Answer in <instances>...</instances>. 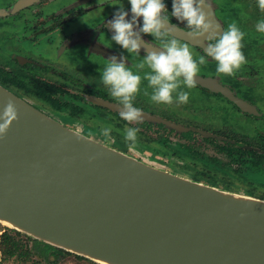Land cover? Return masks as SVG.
Returning a JSON list of instances; mask_svg holds the SVG:
<instances>
[{"label": "water", "instance_id": "95a60500", "mask_svg": "<svg viewBox=\"0 0 264 264\" xmlns=\"http://www.w3.org/2000/svg\"><path fill=\"white\" fill-rule=\"evenodd\" d=\"M9 97L19 119L0 139L4 228L97 264H264L263 198L153 165L83 132L77 140L74 127L0 82V111Z\"/></svg>", "mask_w": 264, "mask_h": 264}, {"label": "flooded vegetation", "instance_id": "af4514ba", "mask_svg": "<svg viewBox=\"0 0 264 264\" xmlns=\"http://www.w3.org/2000/svg\"><path fill=\"white\" fill-rule=\"evenodd\" d=\"M241 1L244 8L238 4V0H209V3L213 18L221 29L233 22V14L243 18H238L236 23L246 33L242 51L247 64L234 77L221 76L216 74V62L207 57L208 63L201 66L200 74L196 77L197 87L184 89L190 91L186 104L152 102V90L148 88L147 81H142L137 94L140 98L134 100V106L143 112V120L138 124L128 125L123 121L119 116L121 106L106 87H100L101 73L108 58L116 56L120 59L123 56L127 65L137 71L134 65L145 54L142 47L141 56L134 57L111 40L114 30L108 21L114 18L121 6L128 13L126 19L131 20L129 0H0L1 19L5 21L6 17L9 20V16H20L19 20L14 18V26L19 29L17 37L9 49V56L5 54L11 64H5L0 59V82L59 121L72 123L64 124L75 129L79 127L85 134L86 128L94 129L95 132L87 135L111 143L146 162L201 182L264 199V184L257 183L258 180L264 181V34L256 32V23L248 18L252 7L258 16L257 0H250L249 4L247 0L246 3ZM163 3L171 16L172 0H163ZM216 5L226 12L228 20L220 18ZM245 11L248 13L242 16ZM86 18L91 20L77 24V21ZM8 24L3 22L0 29L5 31ZM138 24L142 27V17L138 18ZM170 24L179 35V32L186 34L184 22L171 17ZM74 26L76 28L72 30ZM47 30L56 37L49 39L48 43L40 38ZM141 38L153 44V47L160 44L151 35L142 34ZM55 41L63 43V53L75 51L78 67L85 65L82 69L89 80L84 73L80 72V76L74 77L66 69L56 68L53 56V61L48 64L41 62V58L53 54L49 49L54 48L57 44ZM206 43L207 40L189 43L194 57L205 55ZM14 64L19 69H15ZM30 66L43 71L31 73ZM90 73L97 75L96 78ZM52 74L55 78L51 77ZM145 90L148 95L144 94ZM197 93L213 101L199 107L194 104V101H201L196 98ZM39 97L41 101L35 100ZM104 103L117 107V110L103 106ZM159 106L164 107L163 110ZM96 120L109 122L108 127L117 130L111 131V140L101 135L104 126L94 124ZM126 127H138L137 146L147 145L149 149L143 153L130 151L126 141L121 139L125 136ZM155 148L165 150L168 155L153 153ZM153 155L155 158H151ZM260 165L262 171L258 172Z\"/></svg>", "mask_w": 264, "mask_h": 264}, {"label": "clouds", "instance_id": "9594fccd", "mask_svg": "<svg viewBox=\"0 0 264 264\" xmlns=\"http://www.w3.org/2000/svg\"><path fill=\"white\" fill-rule=\"evenodd\" d=\"M131 20L121 6L114 18L108 21L114 30L111 40L126 49L130 55L140 57L141 48L145 54L134 65L133 71L121 56L108 58L101 73V80L111 97L121 106L119 116L128 125L138 124L143 120V112L134 106V100L141 90L142 81H147L152 90L151 101L156 104H186L190 91L197 87L201 66L208 63L207 57L216 62V74L234 77L240 68L247 64L242 51V41L246 35L233 21L227 28L221 29L213 18L209 0H172L171 16L163 0H129ZM258 8L264 12V0H257ZM143 18L142 27L138 18ZM184 22L186 35L191 41L207 40L205 55L194 57L188 42L177 38L170 18ZM258 33L264 34V19L255 25ZM142 34L151 35L160 41L159 46L142 40ZM142 73V74H141ZM145 95H148L145 90ZM175 97V98H174ZM19 119L15 100L8 98L0 111V139L7 135L13 121ZM111 127H103L101 135L111 140ZM138 127H126L124 139L130 151H134L138 142ZM77 140H85L79 127L73 132ZM95 157H90L94 159Z\"/></svg>", "mask_w": 264, "mask_h": 264}, {"label": "rangeland", "instance_id": "374dc122", "mask_svg": "<svg viewBox=\"0 0 264 264\" xmlns=\"http://www.w3.org/2000/svg\"><path fill=\"white\" fill-rule=\"evenodd\" d=\"M244 2H245V0H244ZM251 1L250 0H247V4H249ZM246 3V2H245ZM238 4L239 5H241V8H244V4H243V2L241 1V0H238ZM0 6H2L1 4H0ZM215 8L217 9V11H218V14H219V16H220V18L221 19H224V21L225 20H228L229 18H228V16H227V14H226V12L224 11V10H221L220 8H218V6L216 5L215 6ZM224 8V7H223ZM248 13V11L246 12L245 11V13H242L241 15L243 16L244 14H247ZM19 17L20 16H16V17H14L16 20H19ZM14 18H12V17H10L9 16V20H8V18L6 17V19H5V21L3 20V19H1L0 18V24H2L3 25V22H5V23H7L8 24V22H10V23H12V24H8V26L5 28V31H2V29H0V59L5 63V64H8V65H10L11 64V62H10V64H9V62H8V60H7V58H5V54L7 55V56H9V49L13 46V43H14V40H15V38L17 37V35L16 34H18L17 33V31L19 30L17 27H15L14 26V24H15V21H14ZM238 18H241L242 20H243V18L239 15V14H233L232 15V19H233V21H235V22H237V19ZM248 18L249 19H251L252 20V22H254V23H257L259 20H261V18H264V12H259L258 13V16H257V14H256V10H254V8L252 7L251 9H250V11H249V13H248ZM88 20H91V19H82V20H80V21H77V24H83V23H86V21H88ZM93 21H94V19H93ZM241 27H243V26H241ZM76 27L74 26V27H72L71 29L72 30H74ZM80 28H84V27H80ZM68 29H69V27L68 28H66V31H68ZM49 33H51V31H48L47 30V32H44L43 34H41L40 35V38L41 39H43V40H45L47 43H48V40L50 39V40H53V39H55L56 37H55V35L54 34H49ZM12 34H13V36H12ZM55 43H57V41H55ZM62 45H63V43L61 44V43H57V44H55V46H54V48L53 49H49L50 50V52L51 53H53L52 55H49V54H46L45 53V55H49L48 57L46 56V57H43L44 59H42L41 58V62L42 63H49V61L51 62V61H53V59L54 60H56L55 62H56V64H55V66H56V68H60V69H66L68 72H69V74L70 75H73L74 77H78V76H80V72L81 73H84V77H85V75H87V73H85L84 71H83V69H82V67H84L85 65L84 64H81V66L80 67H78V63H79V61H78V58L75 56L76 55V53H75V51L72 53V51H71V53L67 50L66 52H64L63 53V51H61L62 50ZM59 48V49H58ZM80 50H82V49H80ZM67 54H70V56H68L67 57ZM86 53L84 52V55H85ZM55 55V56H54ZM53 56V57H52ZM53 59H52V58ZM60 58H62V59H60ZM60 59V60H59ZM68 59V61L66 62L65 60H67ZM21 62H23V61H21ZM66 65V66H65ZM88 65H92L91 63H89ZM92 66H95V65H92ZM104 67V66H103ZM14 68L16 69H19L18 67H16L15 66V64H14ZM30 68V72L32 73V72H38V73H41L43 70L41 69V68H33L32 66H30L29 67ZM81 68V69H80ZM85 68V67H84ZM94 73H90V75L91 76H94L95 78H96V76L97 75H93ZM52 78H55V75H53L52 74V76H51ZM84 77H81V78H83L84 79ZM86 78V77H85ZM86 79H88V78H86ZM85 79V80H86ZM89 80V79H88ZM87 81V80H86ZM94 81L95 82H97V79H94ZM87 82H89V81H87ZM101 82V81H100ZM98 83H99V81H98ZM97 83V84H98ZM94 84V83H93ZM100 87H105V85L101 82L100 83ZM198 95L196 96V98L197 99H200L201 101H200V103L199 102H197V103H195V101H194V104H196V105H198L199 107L201 106V105H203V104H205V105H209L210 104V102H212L213 100H209V99H207V98H203V96L200 94V93H197ZM35 95V94H34ZM34 97H37V96H34ZM140 98V96H136V98L135 99H137V98ZM35 100H42L40 97L39 98H37V99H35ZM146 104V103H145ZM53 107V109H55L54 108V106H52ZM160 110H163V108L164 107H161V106H159L158 107ZM195 108V107H194ZM196 109V108H195ZM97 121V120H96ZM63 122H65V121H63ZM65 123H68V125H72V123H71V121L69 122V121H66ZM94 124H96V125H100V126H104V127H108L109 125V122H108V124L107 123H104L103 121H97V122H94ZM114 132H116L117 130L116 129H114V128H111ZM86 132L87 133H91V132H95V130L94 129H89V128H86ZM252 132H253V130H252ZM252 132H250V133H252ZM86 133V134H87ZM121 134H124L123 132H121ZM124 137V136H123ZM122 139V141H125V139L124 138H121ZM127 143V142H126ZM109 144H111V143H109ZM146 149H149V147L147 146V145H139V146H136V148H135V150H138V152H140V153H143V151H145ZM156 149V148H155ZM165 151V150H164ZM163 151V149H156L153 153H159V154H162V155H164V156H167L168 155V153H166V152H164ZM151 158H155V155H153V156H151ZM172 171V170H171ZM174 172H176V171H174ZM177 173V172H176ZM180 174V173H179ZM257 183L258 184H260V185H263L264 184V181H262V180H258L257 181ZM240 193H242V192H240ZM1 225V224H0ZM2 227H3V225H1ZM4 228V227H3ZM4 264H20V263H17V262H15V261H7V262H5ZM29 264H32V263H29ZM42 264H53L52 262H48V261H45V263H42ZM55 264H97V263H95V262H93V261H91V260H89L88 261V259L87 260H81V259H79V258H77V257H75L74 255H66L65 257H63V258H61L60 259V261H58L57 263H55Z\"/></svg>", "mask_w": 264, "mask_h": 264}, {"label": "trees", "instance_id": "16d2710c", "mask_svg": "<svg viewBox=\"0 0 264 264\" xmlns=\"http://www.w3.org/2000/svg\"><path fill=\"white\" fill-rule=\"evenodd\" d=\"M260 167L262 166L257 167L258 172L262 171ZM221 188L227 189L225 187ZM66 255H74L81 260H87L63 249L35 240L16 230L3 228L0 225V264L7 261H15L20 264H42L48 261L55 264Z\"/></svg>", "mask_w": 264, "mask_h": 264}]
</instances>
